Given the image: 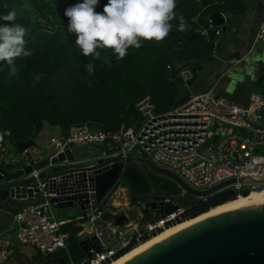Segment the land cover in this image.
<instances>
[{"label":"built area","instance_id":"obj_1","mask_svg":"<svg viewBox=\"0 0 264 264\" xmlns=\"http://www.w3.org/2000/svg\"><path fill=\"white\" fill-rule=\"evenodd\" d=\"M207 21V27H203L201 32L207 37V29H211L218 35L219 27L209 19ZM261 44H264V9L248 42L247 52ZM241 58H232L231 62ZM175 74L185 85L192 77V70L188 64H180ZM134 106L139 113V120L122 129L102 130L88 128L85 124L74 125L70 126L66 134L50 139L53 149L49 157L72 146L99 145L96 153L57 162L72 167L62 174L65 186L71 190L68 193H86L80 213L73 218L63 220L55 217L51 207L54 202L50 196L62 192L48 188L47 181L38 177L39 171L44 170L50 162L34 167V162L39 159V148L32 145L20 150L22 155L28 157L25 162L31 165L28 175L36 179L35 184L30 186V197L36 200L16 208L10 225L0 231V264L4 263L13 245L9 230L14 231V238L19 244L30 245L45 255L59 248L66 249L68 233L61 229V224L71 221L81 226L78 235L86 233L79 239L84 255L79 259L67 255L62 264H105L124 249L180 220L184 208L179 201L173 196L159 195L154 198V208L147 205V210L143 211L146 199H140L135 202V215L116 217L117 211L107 207H112L110 198L120 186L115 183L111 193L103 199L105 208L90 206L92 176L105 169L112 162L111 158H124L131 149L173 171L196 189L209 187L227 178L235 179L229 186L239 191L264 186V180H237L239 177L264 178V153L258 151V147L264 146L262 96L258 89L252 88L243 104L222 96L214 85H209L198 91L187 90L181 101L161 111L154 110L148 94L137 99ZM8 134V129L0 127V161L4 162L13 159L3 153V139ZM98 159L101 162L97 166L81 169L83 166L80 164L91 160L96 163ZM35 191L39 192L37 197L33 196ZM71 201L75 202L73 199ZM167 204L171 209L164 211ZM93 243H96L97 249Z\"/></svg>","mask_w":264,"mask_h":264},{"label":"trees","instance_id":"obj_2","mask_svg":"<svg viewBox=\"0 0 264 264\" xmlns=\"http://www.w3.org/2000/svg\"><path fill=\"white\" fill-rule=\"evenodd\" d=\"M78 2L82 0H0V14L16 11L14 23L25 26V48L33 51L31 57L17 58L15 77H9L6 63L0 62V127L8 129L7 136L15 146L23 139H32L44 121L57 125L62 134L74 125L102 130L132 125L139 120L134 103L144 94L150 96L155 111L170 107L178 97L177 66L188 64L193 78L217 48L213 30L207 29V37L201 32L207 27L209 14L222 12L230 18L245 10V0H176L175 12L177 16L183 15L187 24L183 31L178 29V20H173L172 30L163 41H143L139 49L130 47L123 60H117L110 50H102L101 59L93 60L80 54L75 37L66 30L68 18L64 10ZM106 3L107 0H99L95 10L103 12ZM5 23L11 22L0 20V24ZM89 61L95 64L91 76L85 70ZM169 71L174 74L172 78ZM38 73L43 75L35 82ZM254 84L256 89L264 84V70ZM162 178L151 172L147 175L129 162L123 164L115 185L127 188L130 204L147 198L154 185L160 186L161 191L171 194L183 206L181 219L192 218L223 200H234L237 193L242 197L248 195L247 190L231 186L203 197L180 195L173 182ZM61 229L68 233L66 249L50 252L45 262L62 264L67 255L72 259L84 255L78 235L81 226L65 221ZM153 234L143 240H149Z\"/></svg>","mask_w":264,"mask_h":264},{"label":"water","instance_id":"obj_3","mask_svg":"<svg viewBox=\"0 0 264 264\" xmlns=\"http://www.w3.org/2000/svg\"><path fill=\"white\" fill-rule=\"evenodd\" d=\"M208 18L213 25L220 26L223 32L226 30L222 12H211ZM173 75L172 71H169V77L172 78ZM182 99L183 95H179L174 99L172 105ZM32 145H34L33 140L27 138L19 141L16 147L18 150H22ZM74 156L70 148H65L51 157L46 155L38 159L33 166H44L50 162V165L44 170L39 171L38 177L42 181H47L48 188L62 192L60 195L50 196V200L56 207L76 204L81 210L83 202L86 200V193H68L71 190L65 186L62 174L70 171L72 167L66 163L57 164L58 161L70 160ZM111 159L112 162L105 169L97 171L92 176L93 191L89 193L91 207L100 201L103 202V199L111 193L123 164L129 162L136 164L147 175L150 170L153 174L167 178L178 187L180 195L190 194L203 197L229 186L235 181L234 178H227L209 187L196 189L190 187L173 171L155 164L148 157L139 155L135 149L129 150L128 155L124 158ZM100 162V159L96 160V163L95 160H91L80 164V166H83L81 169H89L97 166ZM20 164V160L15 157L5 162L0 161V209L9 213L15 212L18 201L32 196L30 186L34 185L36 180L34 176L28 175L31 165L25 161ZM88 164L91 165L88 166ZM52 176L54 177L49 178ZM237 180L263 181L264 178L239 177ZM38 195V191L33 194L34 197ZM158 195L172 196L154 185L145 198V207L142 210L146 211L147 205L154 208L156 206L154 198ZM70 199L75 202L72 203ZM163 209L168 211L171 206L167 204ZM93 247L97 249L96 243H93ZM122 264H264V205H239L197 219Z\"/></svg>","mask_w":264,"mask_h":264},{"label":"clouds","instance_id":"obj_4","mask_svg":"<svg viewBox=\"0 0 264 264\" xmlns=\"http://www.w3.org/2000/svg\"><path fill=\"white\" fill-rule=\"evenodd\" d=\"M98 4L99 0H82L64 10L68 34L75 37L80 54L93 60L101 59L102 50L123 60L130 47L139 49L143 41L159 43L169 35L173 20H178L179 30L187 27L184 16L175 12L176 0H107L103 12L95 10ZM16 16L15 10L0 14V20L11 22L0 24V62L6 63L9 77L18 74L17 58L33 55L25 48L27 29L14 23ZM85 70L93 75L95 64L89 61ZM42 75L36 74L34 81L39 82Z\"/></svg>","mask_w":264,"mask_h":264},{"label":"crops","instance_id":"obj_5","mask_svg":"<svg viewBox=\"0 0 264 264\" xmlns=\"http://www.w3.org/2000/svg\"><path fill=\"white\" fill-rule=\"evenodd\" d=\"M263 9L264 0H245V10L241 15L227 18L223 14L226 25L224 33L227 35L223 39V35L221 36L223 31L218 26L220 33L215 35L214 38L217 42V48L213 50L211 58L207 59L213 62L214 67L208 73H199L198 71L193 78L191 77L192 83L189 88L191 91H198L209 85H214L216 91L222 96L237 103H245L248 92L254 88V81L257 75L264 70V59H256V57H264V44L259 45L253 51L251 50V52H247L248 42L256 29ZM219 39H221V47H219ZM240 57H242L240 60L231 62L232 58ZM61 135V130L57 125H52L45 121L42 122L39 130L32 137L34 146L39 148V159L52 152L53 144L50 139H57ZM95 146L98 147L99 145ZM46 149L48 153L45 152ZM71 150L75 156H88L96 153L95 150L86 148V146H72ZM28 199L34 198L27 197L18 201L16 208L24 203L34 202L26 201ZM76 206L78 207V205ZM59 219L65 220L67 217ZM11 220L12 213L0 209V231L5 230L10 225ZM11 231H8L10 236ZM21 245L13 241L10 252L16 246L20 247Z\"/></svg>","mask_w":264,"mask_h":264},{"label":"rangeland","instance_id":"obj_6","mask_svg":"<svg viewBox=\"0 0 264 264\" xmlns=\"http://www.w3.org/2000/svg\"><path fill=\"white\" fill-rule=\"evenodd\" d=\"M223 35V39L226 37V33L222 32L221 36ZM222 39V38H221ZM221 39H219V47H221ZM214 67L213 62H211L210 60H204L201 64L200 69L198 70L199 73H204V72H210L211 68ZM197 74V72H196ZM250 80V79H249ZM192 81L189 80L185 83V85H183L180 82H178V96L179 95H183L185 92H187V90L190 91V86H191ZM255 86V84H254ZM258 90L261 93L262 96V108H261V117H262V121L264 123V84L263 85H257ZM86 148H91L93 150H95L96 152L99 151V146L96 147L94 144H88L85 145ZM81 147V146H80ZM258 151L260 153H264V146L258 147ZM45 152L48 153V150L46 149ZM3 153L10 155L12 157L17 158L18 160H20V163L22 164L24 161H26V159H28V157L22 155L20 153V150L17 149V147L15 146V144L11 141V139L5 135L4 139H3ZM46 156V155H45ZM127 188L125 186H118L116 189V192L114 193V195L112 194L111 198H110V206L109 207L107 205L108 208L110 209H114L115 211H117L116 213V217H124L123 215L129 217V216H133L136 214V210L134 209L136 206V203L133 204V206L131 207L130 203H129V196H128V191L126 190ZM121 196H118L120 195ZM33 198V197H31ZM118 198L120 200H118ZM123 198V199H121ZM36 199H28L26 201H35ZM113 200H116L115 202H113ZM124 200V201H123ZM118 201V202H117ZM55 217L56 218H73L75 215L79 214L80 210L79 208L72 204L69 206H63V207H56L54 204L51 205ZM105 208L106 205L100 201L96 204L95 208ZM86 233L83 232L79 235V239L82 238L83 236H85ZM11 237L13 238L12 240L15 241L16 244H19L15 238H14V231H11ZM21 245V244H20ZM45 256L38 254L36 249L30 245H21L20 247H17L8 254L6 260L4 261L3 264H53V263H49V262H45Z\"/></svg>","mask_w":264,"mask_h":264},{"label":"bare ground","instance_id":"obj_7","mask_svg":"<svg viewBox=\"0 0 264 264\" xmlns=\"http://www.w3.org/2000/svg\"><path fill=\"white\" fill-rule=\"evenodd\" d=\"M256 181V180H253ZM247 196H240L241 194H237L238 197L234 200L229 201H223L224 203L220 202L219 205L210 208L207 211H204L192 218H184L179 221H176L174 223H171L167 226L162 227L160 230H158L156 233L153 234V237L150 238L147 241H141L138 244L130 247L128 250H126L125 253H123L121 256H117L115 258H112L110 261H108L105 264H122L132 256L136 255L137 253L141 252L142 250L146 249L147 247L151 246L152 244L160 241L161 239L165 238L166 236L172 234L173 232L181 229L182 227L188 225L189 223L200 219L202 217H205L207 215L213 214L215 212L225 210L227 208L239 206V205H264V186L258 187L256 189L252 188L249 189L247 192ZM236 195V196H237ZM119 199V198H118ZM123 199V198H121ZM152 236V235H151Z\"/></svg>","mask_w":264,"mask_h":264},{"label":"flooded vegetation","instance_id":"obj_8","mask_svg":"<svg viewBox=\"0 0 264 264\" xmlns=\"http://www.w3.org/2000/svg\"><path fill=\"white\" fill-rule=\"evenodd\" d=\"M148 172H151L150 170H148ZM152 173V172H151ZM162 179H164V180H167V181H169L167 178H165V177H163ZM158 189L159 190H162V188L160 187V186H158ZM127 190V189H126ZM128 193V192H127ZM118 200H120V199H118ZM116 200H113V202H115ZM124 201V200H123ZM118 202V201H117Z\"/></svg>","mask_w":264,"mask_h":264}]
</instances>
